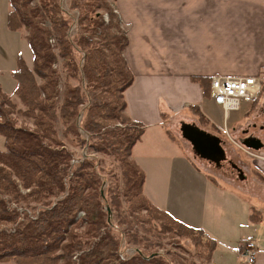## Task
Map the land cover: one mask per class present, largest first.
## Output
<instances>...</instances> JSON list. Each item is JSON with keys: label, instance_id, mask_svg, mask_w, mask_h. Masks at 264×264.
<instances>
[{"label": "trees", "instance_id": "obj_1", "mask_svg": "<svg viewBox=\"0 0 264 264\" xmlns=\"http://www.w3.org/2000/svg\"><path fill=\"white\" fill-rule=\"evenodd\" d=\"M9 1L10 24L28 32L35 66L31 69L20 59L14 72L24 111L17 112V106L0 88V134L5 137L6 148L0 150V225L18 222L20 214L11 207L12 203L43 204L44 208L39 215H26L14 230L0 227V261L170 264L172 260L161 253L144 252L155 246L153 243L145 249L135 248L129 259L120 258L130 248L121 242L128 235L121 225L127 224L132 229L137 222L143 226L145 235L155 234L160 239L166 234L183 237L194 247L204 248L199 252L202 264H210L218 241L206 237L202 229L187 226L160 210L143 192L145 173L131 155L145 127L132 122L125 114V92L133 84L134 74L124 55L129 38L112 3L70 0V8L66 10L63 0ZM100 10L108 14V23ZM74 11L80 12L83 29L82 34L72 37L69 32L74 24ZM97 30L99 42L94 41ZM51 40L56 44L52 45ZM58 45L59 54L54 49ZM59 56L67 60L64 67L73 72V78L77 73L79 85H71L67 79L66 87L61 90L60 75L55 68ZM81 61H85L83 65ZM80 74L83 77L79 78ZM192 79L202 85L204 96H210L211 78L195 76ZM253 104L252 112L259 106V100ZM190 109L201 123L208 125L200 108L192 106ZM18 115L31 121L34 128L18 126L15 122ZM81 115L84 116L82 126L98 140L92 148L115 155L120 161L122 191L116 184L106 190L95 174L93 160H86L70 170L73 153L60 138L57 124L62 122L65 126L66 139L71 133L79 135L81 121L77 123V119ZM112 122L116 125L106 128ZM167 134L176 142L169 130ZM121 195L126 199V210H122ZM255 212L253 221L258 215ZM152 223L159 228L147 227L146 224L152 226ZM82 227L85 231L80 233ZM146 241L149 242L147 237L138 240L136 234L131 235L133 245ZM243 249L241 246V251Z\"/></svg>", "mask_w": 264, "mask_h": 264}, {"label": "rangeland", "instance_id": "obj_2", "mask_svg": "<svg viewBox=\"0 0 264 264\" xmlns=\"http://www.w3.org/2000/svg\"><path fill=\"white\" fill-rule=\"evenodd\" d=\"M108 2L112 3V6L116 9V2L114 0H108ZM62 5L68 10L70 8V0H63ZM100 12L104 14L105 22L108 23V14H106L104 10H100ZM72 15L74 18V24L69 33L73 37L78 33L82 34L83 25L80 24L79 11H74ZM10 16V1L0 0V88L2 89L1 91L6 93L10 100L17 106L18 112L22 110L24 111L25 107L17 93V80L14 76V72L18 68L20 59H23L29 68L34 69L35 56L28 41V32L25 28L21 29L12 27L10 24ZM47 25H50L49 21H47ZM120 25L122 26V24ZM97 31L98 32L94 36V41L99 42L98 37L100 33L99 30ZM53 40L56 42L55 39ZM53 40H51L52 45H55L57 42L54 43ZM54 49L55 52L59 54V45L54 47ZM217 53H220L221 55L223 53L225 54V59L223 56H219L220 65H218L219 59L216 56ZM263 53L264 51H210L211 66L217 64L221 67V70H223V74L227 76H257L260 77L261 85L263 86L261 95L258 98L260 106H258L259 109L256 112L255 110L252 112L254 101H247L245 99L240 101V109L231 110L228 116L224 115L222 107L214 102L213 98L210 96H205L204 101L201 104V109L211 115V117L217 122L216 125H218V127H214V129L219 130L217 132L226 140L225 147L227 156L239 167L241 161L251 162L257 158L250 155L251 153L256 155V153H254L255 151L247 148L240 142V139L244 137V129H248L247 134L261 135L259 137H261L264 142V130L261 129L263 127L262 125H264V111L262 104L264 102V68L261 69L263 62H260ZM66 61L59 56L58 62L55 65V68L60 75L61 90H64L66 87L65 83L67 79H70L71 85L77 86L80 83L77 78V73H74L73 78V72H70L64 67ZM84 62L81 61L80 64L83 65ZM81 67L80 72L82 73ZM80 76L83 77L82 74L79 75V78ZM106 96L109 98V95ZM126 110L125 114L128 116ZM83 118L84 116L81 115L77 119V123L81 121V126L79 127L78 132L79 135L71 133L68 139L64 137L65 126L62 122H58L57 124L60 138L65 141L66 147L73 153L72 162H75L71 163L70 170H73L74 168L76 169L80 163L86 160H93L96 162L95 174L100 182L103 181L106 190L108 191L114 186V184H116V188L119 191H122L124 183L122 178L123 169L120 161L115 155L100 152L96 150L94 146L92 148V145L98 143V140L82 126ZM182 120L189 123H196L195 121L188 119ZM182 120L178 119L177 121H174L171 129L172 131L174 129V133L183 143L186 152H188L193 158L191 163L194 164V166L189 165L190 171L182 173L181 165L178 164V162L175 165H172L174 157L168 159H147L151 167L146 169V197L154 206L169 213L172 217L174 216L169 211L164 210V208L174 209L180 215L190 218L187 219L190 222L201 220L203 229L208 230L210 236L218 241V248L214 252L216 253V262H221L223 264H246L244 259L238 255L242 240L239 238L241 236H244V239L249 238L256 229H260L259 226H257L258 224L256 222L252 223L249 215H247V210L249 209L251 202H249L247 198H244L246 204L249 206L245 207V202L239 199V194L235 193L233 190L235 187L232 183L228 184L229 188L225 184L219 185L218 183L213 184L210 182L215 180L216 177L219 178L216 175L220 174L229 180H233V182L241 183L237 171L228 163L224 168L217 169L208 161L195 156L192 145L182 137L180 130V123ZM15 122L18 126L34 128L32 122L29 120L26 121L21 115H18ZM113 123L114 122H112L111 125L106 126V128H113L116 125V123ZM238 124L239 126L235 129L236 132H231L232 128ZM225 126L229 128L232 140L228 135H225V132L222 130ZM210 129L212 128L210 127ZM4 140L5 137L0 134L1 151L6 149ZM176 148L178 149V153H183L182 148L178 146H176ZM86 153L88 156H85ZM164 161L169 162L170 165L164 164ZM210 166L214 171L209 175L208 167ZM243 172L244 174H247V176H250L248 169H243ZM219 179L224 181L222 178ZM121 198L123 205L122 210H126V199L123 195H121ZM253 200L256 201L255 203L264 206V202H261L258 199ZM11 207L18 210L20 218L16 223L0 225V227H5L6 230H14L15 227L19 225L18 223L23 221V218L26 215L34 213L39 215V211L44 208V205L34 203H12ZM143 215H145V212H143ZM115 217L117 222L118 215L115 214ZM184 224L187 225L186 223ZM146 225L147 227L153 228L152 230L159 228V225L156 223H152V226L149 224ZM121 227L123 231L128 233L127 236L122 238L121 242L124 247H130L121 254L125 255V258L133 256L135 248L140 247L141 249H145L147 245L153 243L155 246L149 249L147 248L144 252L161 253L172 260L170 264L204 263L203 258H201L199 254L204 248L200 246H198V248L194 247L191 242L183 237L180 238L178 236H170L166 234L164 237L161 236L162 239H160L155 234H151V236L147 234L145 235L143 226L137 222H135L132 229H130L127 224H123ZM202 227L197 223L194 224L193 228L202 229ZM83 231H85V227L81 228L80 233ZM133 234H136L138 240L147 237L149 242L146 241L141 242L138 245H133V243H131V235Z\"/></svg>", "mask_w": 264, "mask_h": 264}, {"label": "crops", "instance_id": "obj_3", "mask_svg": "<svg viewBox=\"0 0 264 264\" xmlns=\"http://www.w3.org/2000/svg\"><path fill=\"white\" fill-rule=\"evenodd\" d=\"M116 10L129 38L124 55L134 74V82L125 92L126 112L132 122L145 127V133L133 149L132 159L145 175L146 169L151 167L147 160L150 158L174 157L172 165L178 162L182 173H187L189 165L194 166L193 158L174 129L172 131L174 121L192 120L202 129L219 134V130L214 129L218 127L217 122L201 109L205 98L202 85L192 78L225 75L218 66L221 54H216L218 65L211 66L210 51H264V0H116ZM224 55L221 56L225 59ZM260 62H263V69L264 53ZM192 106L200 108L207 126L192 114ZM183 122L189 123L182 120L181 127ZM237 126L239 124L231 132H236ZM224 128L220 129L224 131ZM167 130L175 136L176 142L171 140ZM176 146L182 148L183 153H178ZM254 153L255 160L240 162L242 171L248 169L250 172V176L239 177L241 183L220 174L216 176L224 181L215 176L210 182L227 187L232 183L239 199L245 202L247 198L251 202L250 207L245 202V207H249L247 215L252 223L258 224L260 231L256 229L249 238L241 236L240 245L254 241L259 250L254 264H264V206L253 200L264 202V148ZM164 164L170 165L167 161ZM208 168L210 175L214 170ZM145 179L143 192L146 196L147 175ZM164 210L191 227L197 223L202 227L201 220L190 222L187 220L190 218L172 208ZM254 210V214L258 213L255 221L252 218ZM202 230L206 237L215 239L208 230L203 227ZM241 253L240 247L238 255ZM0 264L13 263L0 261ZM210 264L223 263L216 262L214 253Z\"/></svg>", "mask_w": 264, "mask_h": 264}, {"label": "built area", "instance_id": "obj_4", "mask_svg": "<svg viewBox=\"0 0 264 264\" xmlns=\"http://www.w3.org/2000/svg\"><path fill=\"white\" fill-rule=\"evenodd\" d=\"M261 87V79L257 76L216 75L211 78L210 96L222 107L224 115L228 116L231 110L240 109L242 99L256 100L260 95ZM224 132L231 138L227 127L224 128ZM85 156H88L87 153ZM258 251L254 241H247L244 243L241 257L246 264H254ZM120 258L125 259V255H120Z\"/></svg>", "mask_w": 264, "mask_h": 264}, {"label": "flooded vegetation", "instance_id": "obj_5", "mask_svg": "<svg viewBox=\"0 0 264 264\" xmlns=\"http://www.w3.org/2000/svg\"><path fill=\"white\" fill-rule=\"evenodd\" d=\"M204 130H206V129L204 128ZM207 132H209V131H207ZM181 133L183 136L188 138L187 140H189V142L191 143L193 152H194L196 157L208 161L210 164L215 166L217 169L224 168V166L228 163L233 169H235L237 171L238 177L244 176V172L240 169V167L227 156L226 147H225L226 140L222 136H220V134H215L213 132H209L213 135H216L217 137H219L221 139V145L225 149V158L223 160H218L220 157V153L217 151V146H216L215 140L211 141V139H209V138H205V137L203 138L201 136L199 137V135L197 133L193 132L190 128H186V130L183 131L182 127H181ZM192 133L194 136L192 135ZM247 133H248V129H244V131H243L244 137H242L240 139V142L243 143V145H245L244 144L245 142L252 143V145H255L257 143V142H255L256 139H260L261 143L264 144V142L262 141V139L259 136L255 135V134H247ZM225 135H227V133H225ZM190 136H192L194 139L193 138L190 139ZM195 142L197 144H195ZM263 148H264V146H263ZM263 148H261L259 150H262ZM249 149H251L253 151H257L254 149V147H251ZM250 155L255 156L252 153ZM210 168H211V166H210Z\"/></svg>", "mask_w": 264, "mask_h": 264}, {"label": "water", "instance_id": "obj_6", "mask_svg": "<svg viewBox=\"0 0 264 264\" xmlns=\"http://www.w3.org/2000/svg\"><path fill=\"white\" fill-rule=\"evenodd\" d=\"M263 111H264V103H263ZM186 128H190L193 132L197 133L199 135V137L201 136L203 138L204 137L205 138H209V139H211V141L215 140V143H216V146H217V151L220 153V157H219L218 160H223L225 158V149L221 145V139L219 137L207 132L206 130L202 129L201 127H199L197 124H194V123H185V122H183L182 123V130L185 131ZM192 135H193V133H192ZM183 137L188 139L185 136H183ZM192 138L193 137L190 136V139H192ZM255 142H257L255 145H252V143H247V142H245L244 144L248 148L254 147L255 150H259V149L263 148L264 144L261 143L260 139H256ZM195 144H197V143L195 142Z\"/></svg>", "mask_w": 264, "mask_h": 264}, {"label": "bare ground", "instance_id": "obj_7", "mask_svg": "<svg viewBox=\"0 0 264 264\" xmlns=\"http://www.w3.org/2000/svg\"><path fill=\"white\" fill-rule=\"evenodd\" d=\"M247 149V148H246Z\"/></svg>", "mask_w": 264, "mask_h": 264}]
</instances>
